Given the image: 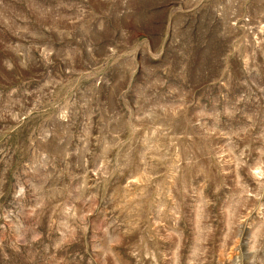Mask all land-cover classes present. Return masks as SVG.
I'll use <instances>...</instances> for the list:
<instances>
[{
	"label": "rangeland",
	"instance_id": "374dc122",
	"mask_svg": "<svg viewBox=\"0 0 264 264\" xmlns=\"http://www.w3.org/2000/svg\"><path fill=\"white\" fill-rule=\"evenodd\" d=\"M0 264H264V0H0Z\"/></svg>",
	"mask_w": 264,
	"mask_h": 264
}]
</instances>
